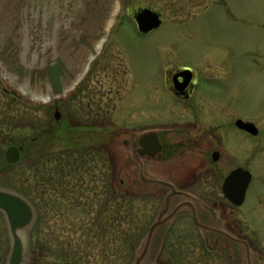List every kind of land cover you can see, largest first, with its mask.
Here are the masks:
<instances>
[{"label": "rangeland", "instance_id": "1", "mask_svg": "<svg viewBox=\"0 0 264 264\" xmlns=\"http://www.w3.org/2000/svg\"><path fill=\"white\" fill-rule=\"evenodd\" d=\"M138 3L160 12L157 29L146 34L138 31L128 10ZM125 8L112 18L90 70L63 98L36 100L0 76V161L9 146H18L5 145V140L30 139L33 128L47 125L62 140L68 126H91L77 131L80 135L99 131L97 137L90 135L87 140L83 135L82 139L104 150L101 155L90 153L94 156L90 170L87 165L72 167L75 173L67 178L64 209L57 211L58 196H44L38 189L34 203L42 216L36 227L39 244L73 254L69 264H124L123 256L115 260L116 241L111 242L117 239V226L107 222L104 236L95 226L100 202L96 194L105 188L114 196L125 195L135 217L131 231L141 235L147 231L164 192L143 184L122 130L189 117L175 105L170 110L177 114L169 113L165 103L172 97L164 94L163 86L168 66L185 65L200 77L199 92L229 106L219 119L233 114L260 127L257 138L246 136V151L240 157L251 175L243 204L236 208L219 191L213 195L244 230L251 264H264V0H127ZM55 111L60 112L59 120ZM61 142L52 144L50 153L53 148L59 152ZM18 162L0 166V189L18 191L25 173ZM25 233L27 244L29 231ZM170 235L153 264L166 260L169 264H246L243 246L231 245L230 263L217 253L205 252L203 243L210 248L212 242L199 238L190 218L177 220ZM234 249L240 250V257ZM9 250L8 229L0 214V264ZM41 260L35 252L29 264H43Z\"/></svg>", "mask_w": 264, "mask_h": 264}, {"label": "flooded vegetation", "instance_id": "2", "mask_svg": "<svg viewBox=\"0 0 264 264\" xmlns=\"http://www.w3.org/2000/svg\"><path fill=\"white\" fill-rule=\"evenodd\" d=\"M28 1L30 9H28ZM126 1L25 0L23 3V0H4L6 4L4 10L6 15L16 18H18V14H33L36 22L39 16L42 17L39 33L44 50L40 63L44 65L55 64L57 60L63 61L68 65L67 71H64L63 75L68 78V75H75L76 71L81 70L85 51L98 35L96 28L94 31L90 29L87 32L88 26L91 27L93 24L95 27H100L98 18L107 17L115 11L114 16H119L121 11L126 10ZM128 10L132 12L133 18L137 13L147 10L161 16L160 12L147 4L131 5ZM70 17L75 18L73 26H65V21L70 23ZM62 24L63 29H60ZM86 24H88L87 27ZM15 27H18V20ZM35 27H37L36 24ZM47 49H51V52H48ZM63 49L65 54L61 55ZM163 86L164 94H169L172 97V101L165 103L169 113H176V111L170 110L175 105L184 112H188L189 117L162 121L156 125L145 124L138 129L125 128L122 130V133L126 134L124 145L133 157L137 156L138 141L142 138L143 171L147 180H162L170 183L176 191L185 193L195 205L198 221L204 226L217 229V231L199 228L194 223L191 214L184 212L179 214L170 225L158 232L155 240L162 242V252L164 242L169 240L171 229L176 221L181 218H190L199 238L202 241L212 242L210 248L207 243H203L204 251L217 253L230 263L232 241L228 236L240 241L248 239L244 230L240 228V223L231 218L224 203L214 198L213 194L216 191L222 194L223 182L232 171L237 169L248 171L240 160L246 151L245 138L247 135L253 138L260 136V127L251 119L246 121L233 114L219 119V114L227 111L226 108L229 106L226 107L214 97L205 96L199 92L200 77L189 66H168ZM238 121L254 125L256 134L251 135L241 129L237 124ZM77 126L80 128L91 127ZM241 181L243 183V179ZM146 185L163 191V198L170 191V188L165 185L154 183ZM219 229L223 233L218 232ZM234 251L240 257V250L234 249ZM161 264L169 263L166 260Z\"/></svg>", "mask_w": 264, "mask_h": 264}, {"label": "water", "instance_id": "3", "mask_svg": "<svg viewBox=\"0 0 264 264\" xmlns=\"http://www.w3.org/2000/svg\"><path fill=\"white\" fill-rule=\"evenodd\" d=\"M25 3V0H23ZM28 9L30 2L28 1ZM6 4L4 0H0V62H2V73L7 76L15 86L22 88L25 92L31 93L33 96L57 97L62 96L65 91L76 82L77 78L84 72V63L82 70L76 71L75 75L64 77V71H67V64L57 60L55 64L40 63L43 51L39 48H26L25 41L31 40L33 35L34 24L31 21L33 14H18V18L5 14ZM26 17V18H25ZM138 29L143 32H149L157 28L160 23V17L149 10L143 11L135 15ZM74 19L67 26H73ZM18 20V27L17 25ZM87 20L90 21L89 18ZM40 25V24H39ZM88 24H86V27ZM96 28L100 34V27L91 24L88 26L87 32ZM98 36V35H97ZM96 39V38H95ZM32 41V40H31ZM34 42V40H33ZM35 43V42H34ZM93 44V43H92ZM31 46V45H30ZM60 48V47H59ZM51 52V49H47ZM87 50H91V45ZM64 49L62 54L64 55ZM55 117H59V113H55ZM238 126L251 134H256L254 125L248 122L238 121ZM142 139V138H141ZM139 142L138 155L132 156L138 165V174L143 184H159L170 188V191L164 197L158 212L153 219L149 229L140 240L134 251V257L130 264H153V258L158 252L160 241L155 240V236L162 229L166 228L172 221L184 212L191 214L194 223L202 229H217L204 226L197 219V213L194 203L185 193L176 191L170 184L162 180H147L143 172L144 157L142 152V141ZM19 150L16 147H9L4 153L6 162L15 163L19 158ZM249 172L240 169L233 171L224 181L222 192L223 195L234 205L242 204L245 192L250 181ZM243 179V183L242 180ZM0 212L4 216L8 234L10 238V250L6 260V264H26L28 243L24 241L25 231H31L36 220V213L32 204L19 193L11 190L0 189ZM218 232L223 233L220 229ZM226 234V233H225ZM224 234V235H225ZM227 235V234H226ZM233 243H237L244 247L246 264H251V254L246 247L244 241L228 236Z\"/></svg>", "mask_w": 264, "mask_h": 264}, {"label": "trees", "instance_id": "4", "mask_svg": "<svg viewBox=\"0 0 264 264\" xmlns=\"http://www.w3.org/2000/svg\"><path fill=\"white\" fill-rule=\"evenodd\" d=\"M68 128L69 132L64 140L56 138L54 128L49 125L45 128L39 126L33 128L30 139L25 138L18 141H13L12 139L5 140V145L15 142V144L21 147L18 166L23 168L25 173L21 175L22 184L18 186V192L30 200L34 207L36 192L38 189H41L44 196L51 197L52 195H56L59 197L60 202L56 204L57 211L64 209L67 178L75 173L72 167H75V165L77 167L87 165L88 170H90L91 163L94 160V156L90 155V153L96 152L100 155L104 153L103 149L98 150L94 145H91L92 143L83 140H90V135L99 136V131L95 132L93 130L91 132H84V134L81 132L80 135L77 131L81 129L80 127L68 126ZM100 130L102 131V128ZM78 135L79 137H77ZM59 141H62L61 143L63 144L61 150L56 152L53 151V148L50 153L51 145H56ZM1 145H3V142ZM4 162V160H1L0 166L4 165ZM120 182L122 183L121 180ZM96 195H99L100 202L94 217L95 226L103 236L106 232L107 222L111 223L110 226H114V224L117 226V239L112 238L111 241H116L115 260L123 256L122 261L124 264H130L134 257L135 248L138 246L142 236V232L138 234V232L131 231L135 229V225L131 222L135 219L132 215L131 200L127 201V198L122 193L114 196V194H111V190L107 191L105 188L101 189L99 194ZM36 214V223L30 238L29 262L34 257L35 252H38L41 255L43 264H69L70 260L74 257L73 254L61 250H51L47 244H39V238L36 237V227L41 225L42 216L39 211H36ZM94 237H97V240L100 239L97 235ZM71 242L70 240L69 247L72 245L70 244ZM38 248L40 251L37 250Z\"/></svg>", "mask_w": 264, "mask_h": 264}, {"label": "bare ground", "instance_id": "5", "mask_svg": "<svg viewBox=\"0 0 264 264\" xmlns=\"http://www.w3.org/2000/svg\"><path fill=\"white\" fill-rule=\"evenodd\" d=\"M116 14V11L109 16H102L98 18L100 20L101 33L96 37L94 43L91 46V50L85 51L84 62L91 60L94 57L95 53L100 51L102 44L105 41L106 34L108 33L109 28L113 24V16Z\"/></svg>", "mask_w": 264, "mask_h": 264}]
</instances>
